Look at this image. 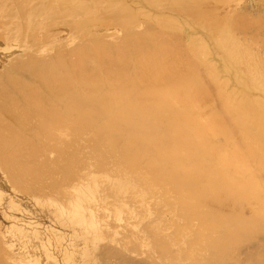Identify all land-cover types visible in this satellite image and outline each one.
Wrapping results in <instances>:
<instances>
[{"label": "bare ground", "instance_id": "bare-ground-1", "mask_svg": "<svg viewBox=\"0 0 264 264\" xmlns=\"http://www.w3.org/2000/svg\"><path fill=\"white\" fill-rule=\"evenodd\" d=\"M0 264H264V0H0Z\"/></svg>", "mask_w": 264, "mask_h": 264}]
</instances>
